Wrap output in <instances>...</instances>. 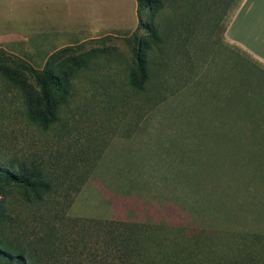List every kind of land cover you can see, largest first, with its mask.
Here are the masks:
<instances>
[{
  "label": "rangeland",
  "instance_id": "1",
  "mask_svg": "<svg viewBox=\"0 0 264 264\" xmlns=\"http://www.w3.org/2000/svg\"><path fill=\"white\" fill-rule=\"evenodd\" d=\"M241 1L140 0L126 34L60 53L81 66L57 125L4 117L0 161L58 179L55 199L24 202L0 177V237L31 230L29 264H264V74L222 39ZM140 38L143 89L127 81Z\"/></svg>",
  "mask_w": 264,
  "mask_h": 264
},
{
  "label": "crops",
  "instance_id": "2",
  "mask_svg": "<svg viewBox=\"0 0 264 264\" xmlns=\"http://www.w3.org/2000/svg\"><path fill=\"white\" fill-rule=\"evenodd\" d=\"M137 10V0H0V50L41 74L57 50L126 34L137 23ZM222 39L264 74V0H242Z\"/></svg>",
  "mask_w": 264,
  "mask_h": 264
},
{
  "label": "trees",
  "instance_id": "3",
  "mask_svg": "<svg viewBox=\"0 0 264 264\" xmlns=\"http://www.w3.org/2000/svg\"><path fill=\"white\" fill-rule=\"evenodd\" d=\"M138 2L137 16L139 19L140 0ZM148 27V26H147ZM152 32V28H147ZM139 50H137V61L134 68L130 69L127 76L128 84L137 89H143L144 84L148 80L147 66L148 62L143 53V46L147 45L142 38L139 39ZM72 47H65L54 52L46 61L43 72L38 74L35 69L20 59V63L11 67L5 65L0 60V77L4 80L5 86L0 89V124L3 122L4 117L10 120H20L25 126L47 132L51 127L57 125L60 121L59 106L70 98L71 85L73 84L76 70L81 66L80 61L74 58H59L60 53L64 50H69ZM2 55L10 56L12 54L0 50ZM14 56V55H13ZM3 57V56H2ZM86 59L83 66H86ZM82 68V67H81ZM52 129V128H51ZM8 159L0 161V177L3 176L11 183L18 185L23 190L25 195L24 202H29L30 197H35L38 201H44L48 198H53L57 195V182L58 179L45 180L40 173L35 161L20 160L15 166H7ZM55 199V197L53 198ZM2 203L0 205V224L8 219L6 209ZM123 226H128L122 223ZM47 228L42 229L46 235L52 236L58 231V224H46ZM53 231V233H52ZM127 231V230H126ZM32 231L27 232L22 229L17 233V244L11 243L4 235L0 237V253L4 254L9 260L16 264H29L27 262L29 253L25 242L20 243L22 238H28L32 235ZM102 236H106L102 230ZM2 234V233H1ZM0 234V235H1ZM179 246L183 247L181 243ZM163 244L161 241L158 243V249L161 250ZM170 249V247H169ZM183 250V248H182ZM181 261V258H180ZM176 262L175 264H178Z\"/></svg>",
  "mask_w": 264,
  "mask_h": 264
}]
</instances>
